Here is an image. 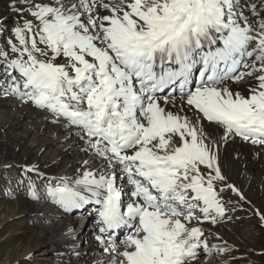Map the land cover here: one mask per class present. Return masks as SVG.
<instances>
[{
  "label": "snow or ice",
  "instance_id": "obj_1",
  "mask_svg": "<svg viewBox=\"0 0 264 264\" xmlns=\"http://www.w3.org/2000/svg\"><path fill=\"white\" fill-rule=\"evenodd\" d=\"M19 2L27 16L0 48V92L74 129L89 157L43 194L28 176L30 198L65 212L95 206L111 264L226 252L202 225L228 212L221 145L264 152V0L247 12L242 0ZM252 211L264 223V210Z\"/></svg>",
  "mask_w": 264,
  "mask_h": 264
},
{
  "label": "bare ground",
  "instance_id": "obj_2",
  "mask_svg": "<svg viewBox=\"0 0 264 264\" xmlns=\"http://www.w3.org/2000/svg\"><path fill=\"white\" fill-rule=\"evenodd\" d=\"M16 5H21L19 0L16 1ZM18 16V14H11L8 18L10 21H14ZM6 35L4 34V36ZM233 87L242 89L243 85H233ZM22 121L25 122L24 125H20ZM205 130L212 133L213 138H216L214 126L208 125L205 122ZM25 145H29L25 149L28 157H34L28 167L36 166L41 173L43 171L42 167L45 164L53 166L56 163L58 164V162H64L65 166L61 169L60 173L43 178L46 182L52 180L58 181L61 176H75L80 170L82 160L89 159L82 151L84 143L75 135V130L65 128L63 122L54 123L49 112L38 109L32 104L31 107H25L23 109L21 103L13 100L7 101L5 107L0 102V148H2L0 151V159H6L8 152L12 149L18 150L19 152L21 147H25ZM103 163L102 160H98L92 166L97 167ZM17 165L18 162L13 160L12 162H4L3 166L6 169H13ZM220 166L223 174L228 178L227 182L239 190L244 200L241 198V195H238L227 186L223 191H229L233 197L237 195L238 197L236 198L245 202L249 200L245 199L249 193V188L256 183L264 182V152L239 139L221 145ZM33 174L35 175V173ZM43 177L45 176L43 175ZM40 192L43 194V188L40 189ZM39 201L38 206L42 204L45 207L42 209L44 211L43 213H46L45 216H48L42 219V224L48 225L42 229V234L46 237V239L43 237L42 243L57 248L56 251L62 257L61 261L64 264L69 262L71 264H96L98 254L101 252L107 253L99 244H94L88 249L82 248L76 251L77 253H74L67 243L70 233L69 229H73L75 226L73 222L74 218L71 217L73 210L65 212L45 199ZM253 203L255 205L251 204L250 201L248 202L252 208H258L259 202ZM88 210H91V207ZM234 211L238 213L239 210L233 209L232 207L229 208L227 215L216 223L219 225V229L213 230L214 226L211 223H209V226L202 225L205 233L212 239L210 244L225 248L227 246H233L239 241L240 236L235 231L236 229L234 230L232 228V225L235 223V218L233 217L236 216L232 213ZM61 218L64 219L62 220ZM257 219L260 221L258 217ZM95 231H98V227ZM67 233L68 236H66ZM217 237H220V239H217ZM86 240L88 238L84 239V241ZM225 241L227 242L226 244L224 243ZM63 248L65 249L63 250ZM223 253L214 250L211 256H205L201 252V259L194 261L193 264H215ZM107 254L110 256L109 263L111 264L113 254ZM99 264H102V261Z\"/></svg>",
  "mask_w": 264,
  "mask_h": 264
},
{
  "label": "rangeland",
  "instance_id": "obj_3",
  "mask_svg": "<svg viewBox=\"0 0 264 264\" xmlns=\"http://www.w3.org/2000/svg\"><path fill=\"white\" fill-rule=\"evenodd\" d=\"M16 1L0 0V21H2L0 32H4V34H7L6 31H10V29L13 31L17 26L16 24L20 22L19 20H23L24 16H27V12L21 15L14 10L13 5L17 8L21 7V5H16ZM11 14H18L19 16L14 21H10L8 17ZM6 103L7 101L1 102V105L5 107ZM24 124L25 122L22 121L20 125ZM26 146L21 147L19 152L13 149L8 150L6 159H0V174H2L0 175V264H64L61 262V257L55 255L58 253L56 248L42 243L44 237L42 229L45 225L36 224V222L48 216H45L46 213H43L44 211L38 207L39 203L32 200L28 195L27 177L31 176L36 184L41 186L40 189H44L46 181L43 178L60 173L65 165L64 162H58V164L56 163L53 166L45 164L46 166L42 167V173H45L43 174L45 177L42 180L37 179L33 173H25L24 171L34 158L33 156L28 157L25 149L29 145ZM1 150L2 148H0ZM13 160L18 162L16 168H4V162H12ZM14 169L16 171V180L14 178L12 183H14L15 189L20 191L19 194L9 189V176H11L10 172ZM22 181L23 183H21ZM227 183L221 185L223 190ZM14 193H16L15 196L12 195ZM247 196L245 199L249 200L245 202L243 201L244 199L236 198L238 197L237 195L233 197L229 191L221 193L226 207L230 205L229 208L232 207L239 210L238 213L236 211L232 212L236 215L233 217L236 222L232 225V228L236 229L235 231L240 236V239L233 246H227L226 249L228 250L224 253L222 252L223 255L220 256V259L215 264H264V223L258 221L253 214L252 207L248 204L250 201L251 204L255 205L253 202L258 201V208L264 210V182L256 183L249 188ZM61 219L63 220L64 218ZM203 225L209 226L210 224L205 222ZM213 226V230L220 228L218 224H213ZM205 235L208 237L206 233ZM44 238L46 239V237ZM209 238L208 240L211 242L212 239ZM31 257H35L37 260L34 263L28 262V258Z\"/></svg>",
  "mask_w": 264,
  "mask_h": 264
}]
</instances>
